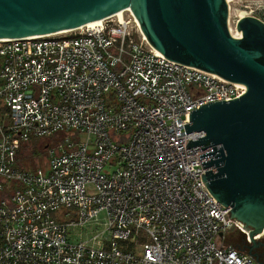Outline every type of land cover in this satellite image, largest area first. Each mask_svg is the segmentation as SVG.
<instances>
[{
  "label": "built area",
  "instance_id": "2783aa9c",
  "mask_svg": "<svg viewBox=\"0 0 264 264\" xmlns=\"http://www.w3.org/2000/svg\"><path fill=\"white\" fill-rule=\"evenodd\" d=\"M245 91L155 54L129 10L0 39V264H258L202 180L212 147H185L190 111Z\"/></svg>",
  "mask_w": 264,
  "mask_h": 264
},
{
  "label": "water",
  "instance_id": "95a60500",
  "mask_svg": "<svg viewBox=\"0 0 264 264\" xmlns=\"http://www.w3.org/2000/svg\"><path fill=\"white\" fill-rule=\"evenodd\" d=\"M130 8L155 54L245 86L234 99L200 105L188 115L186 134L203 137L186 148L212 147L199 155L202 180L228 207L229 217L253 237L264 230V22L242 16L236 37L228 28L226 0H0V39L73 30Z\"/></svg>",
  "mask_w": 264,
  "mask_h": 264
},
{
  "label": "rangeland",
  "instance_id": "374dc122",
  "mask_svg": "<svg viewBox=\"0 0 264 264\" xmlns=\"http://www.w3.org/2000/svg\"><path fill=\"white\" fill-rule=\"evenodd\" d=\"M228 4V28L232 34L236 35V22L242 16H253L264 22V0H229ZM232 28V29H231ZM63 137L60 134L53 135L51 137H43L38 139H30L28 143V152H26L25 159L33 163L36 159H41L46 149L40 150L39 143L48 142L50 147H55L62 142ZM102 217V215L100 216ZM102 220V219H101ZM85 230L75 228L71 230V236L73 234L78 235L81 233L83 238L88 235L84 233Z\"/></svg>",
  "mask_w": 264,
  "mask_h": 264
},
{
  "label": "flooded vegetation",
  "instance_id": "af4514ba",
  "mask_svg": "<svg viewBox=\"0 0 264 264\" xmlns=\"http://www.w3.org/2000/svg\"><path fill=\"white\" fill-rule=\"evenodd\" d=\"M262 243L264 244V242ZM234 245L237 248L242 249V246L240 245L239 240H235ZM248 251H249V248H248ZM251 253L254 255L253 258L258 264H264V247L262 245L252 248Z\"/></svg>",
  "mask_w": 264,
  "mask_h": 264
},
{
  "label": "bare ground",
  "instance_id": "6f19581e",
  "mask_svg": "<svg viewBox=\"0 0 264 264\" xmlns=\"http://www.w3.org/2000/svg\"><path fill=\"white\" fill-rule=\"evenodd\" d=\"M226 2H229V0H226ZM130 11V8H125L124 10H122V11ZM122 11H119V12H117L116 14L117 15H120L121 13H122ZM131 12V11H130ZM132 13V12H131ZM137 21V20H136ZM98 22H100V20H97V21H93V22H89V23H87V24H85V25H83V26H88V27H90V26H92V25H95V24H97ZM137 23H138V21H137ZM230 28V27H229ZM232 29V28H231ZM63 32H65V31H63ZM231 32H232V30H231ZM143 34V33H142ZM236 37L238 36V32L236 33V35H235ZM143 37L145 38V36H144V34H143ZM146 39V38H145ZM264 231V230H263Z\"/></svg>",
  "mask_w": 264,
  "mask_h": 264
}]
</instances>
